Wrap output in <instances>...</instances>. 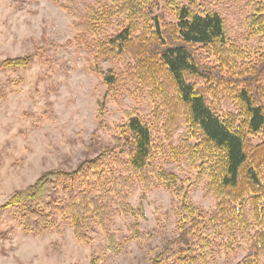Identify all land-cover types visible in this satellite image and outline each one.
Instances as JSON below:
<instances>
[{
    "label": "trees",
    "instance_id": "obj_1",
    "mask_svg": "<svg viewBox=\"0 0 264 264\" xmlns=\"http://www.w3.org/2000/svg\"><path fill=\"white\" fill-rule=\"evenodd\" d=\"M159 4L172 18L156 11ZM64 7L82 39L87 33L93 37L86 45L96 61L122 64L120 69L100 72L104 97L118 96L128 81L149 88L151 116L154 122L162 121L160 152L168 153V146L175 158L185 156L198 180L214 195L215 205L209 211L198 208L189 197V187L177 186V175L154 163L153 125L132 108L114 126L112 143L102 146L96 156L72 170L41 173L0 209L17 208L20 224L29 232L59 229L60 217L70 221L78 240L89 241L99 227L105 234V250L117 254L124 243L109 229L112 200L123 198L124 210L134 216L129 238L144 244L154 233L140 229L138 218L144 214L131 206L129 195L136 183L146 190L160 183L176 190L178 217L175 235L146 251L148 264H212L214 241L224 235L230 240L236 232L247 236L249 246L233 264H260L264 257V52L253 62L239 63L244 51L228 37L224 18L197 0H97L84 11L74 5ZM110 24L113 31L106 33ZM244 24L248 39L264 40V0H248ZM31 61V55L5 58L0 68L26 67ZM219 90L232 99L234 111L218 112L213 100L208 101ZM97 111L101 125L104 99ZM180 119L185 133L174 146L171 132ZM57 188L67 192L66 197L56 199Z\"/></svg>",
    "mask_w": 264,
    "mask_h": 264
},
{
    "label": "rangeland",
    "instance_id": "obj_2",
    "mask_svg": "<svg viewBox=\"0 0 264 264\" xmlns=\"http://www.w3.org/2000/svg\"><path fill=\"white\" fill-rule=\"evenodd\" d=\"M197 2L224 18L228 37L244 51L239 63L253 62L264 52L261 37L248 39L246 35L248 0ZM89 4L96 5L97 0H0V61L32 57L26 67L0 68V206L41 173L56 168L72 170L82 160L96 156L102 146L112 143L113 128L125 120L124 111L136 108L153 125L154 163L174 172L177 186L189 187L193 204L212 210L215 197L207 191L205 182L198 180L185 156L175 158L168 146V153L160 152L164 142L162 121L154 122L151 116L149 88L128 81L118 96L104 97L100 72L120 69L122 64L108 59L96 61L86 45L93 37L87 33L86 40L82 39L64 7L74 5L84 11ZM156 11L172 18L161 4ZM113 28L110 24L105 32L111 33ZM103 99L106 113L100 127L97 108ZM207 99L213 100L218 112L235 110L224 90ZM184 133L180 119L171 132L172 145L177 146ZM54 193L60 199L67 192L57 188ZM124 202L121 196L112 200L109 229L124 243V250L117 254L105 250V234L99 227L89 241L78 240L70 221L60 217L59 229L29 232L20 224L17 208L0 209V264H148L146 251L161 247L175 235L176 190L160 183L146 190L136 183L131 191L129 203L144 214L138 218L140 229L154 233L144 244L129 238L134 216L124 210ZM248 246L244 233L236 232L230 240L224 235L214 241L212 264H233L244 257Z\"/></svg>",
    "mask_w": 264,
    "mask_h": 264
}]
</instances>
